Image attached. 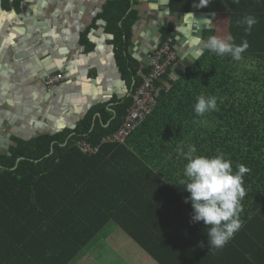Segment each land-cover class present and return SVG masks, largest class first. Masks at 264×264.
<instances>
[{
    "label": "crops",
    "instance_id": "0c3cea01",
    "mask_svg": "<svg viewBox=\"0 0 264 264\" xmlns=\"http://www.w3.org/2000/svg\"><path fill=\"white\" fill-rule=\"evenodd\" d=\"M108 1L0 0V70L9 73L0 81L11 86L9 99L19 100L18 105L8 99L0 102V154H9L17 141L72 131L91 113L94 121L103 123L99 112L102 106L105 115L110 114L113 119L116 107L131 98L134 82L126 79L117 60L114 36L107 31V23L99 19ZM180 2L182 10H172L171 0H134L132 5L139 18L126 55L141 63L139 74L150 67L149 56L165 43L169 42L179 54L177 63L165 73L168 76L161 81L159 93L181 80L186 69L203 55L204 32L214 31L220 38L231 35L233 16H237V21L246 14L257 18L258 23L246 36L254 49L264 52V0H239L238 4L211 0L206 8H197L196 0H178L177 5ZM166 26L172 29V38L163 43ZM53 30L55 38L51 35ZM57 60L63 61L59 67L54 63ZM34 68L36 75L32 74ZM52 74L64 75L66 79L48 86L45 80ZM74 99L79 102L73 103ZM169 123L189 125L187 121ZM143 124L124 145L116 146L127 147L155 177L144 182L142 176L148 172L128 167L132 162L128 153L105 151L111 168L103 175L106 181L102 186L117 192L110 196L113 204L138 210L129 214L127 220L141 224L139 235L148 238L152 254L111 220L70 264H264V188L247 187L240 230L223 249L211 250L203 222H191L192 206L185 203L190 194L179 183L187 162L180 150L187 151L192 137L182 140L179 129L170 127L165 136L152 141ZM201 137L205 138L202 131ZM148 142L153 145L144 150ZM100 149L92 155L100 153ZM200 154L197 150L196 155ZM261 201L257 212L255 204Z\"/></svg>",
    "mask_w": 264,
    "mask_h": 264
},
{
    "label": "trees",
    "instance_id": "16d2710c",
    "mask_svg": "<svg viewBox=\"0 0 264 264\" xmlns=\"http://www.w3.org/2000/svg\"><path fill=\"white\" fill-rule=\"evenodd\" d=\"M133 1L109 0L99 15L114 36L117 60L126 79L134 82L132 94L143 82L139 74L141 63L126 55L139 18V12L132 9ZM177 3L178 0H171L172 10H182L181 2ZM204 34L205 41L215 36L214 31ZM231 36L237 45L249 39L237 26V16L232 18ZM170 38L172 29L166 26L162 42ZM150 70L151 66L143 72L148 74ZM185 72L168 91H160L156 110L144 122L148 137L156 141L166 135L168 128L179 129L182 140L192 137L189 143L196 146L200 155L204 152V156L212 157L222 153L232 161L234 171L238 165H245L250 171L244 174L243 205L248 188H264V52L249 44L243 58L233 61L229 56L220 57L205 50ZM167 76H161L157 87ZM201 95L217 100V109L203 117L194 112ZM132 103V96L121 102L113 119L110 114L105 115L104 106L99 108L103 123L94 121L91 113L72 131L17 141L9 154H0V264H70L111 220L152 254L148 238L139 235L141 224L127 220L129 214L138 210L113 204L110 196L117 192L102 186L106 181L103 175L111 168V160L104 157V152L128 153L132 157L128 167L148 172L149 175L142 176L144 182L155 175L127 147L106 144L100 153L91 156L76 147L81 140L94 145L114 134ZM170 121H187L189 125H171ZM205 122L212 126H204ZM151 145L153 142H148L144 150H150ZM125 178L131 181L128 175ZM261 203L255 204L257 212Z\"/></svg>",
    "mask_w": 264,
    "mask_h": 264
},
{
    "label": "clouds",
    "instance_id": "9594fccd",
    "mask_svg": "<svg viewBox=\"0 0 264 264\" xmlns=\"http://www.w3.org/2000/svg\"><path fill=\"white\" fill-rule=\"evenodd\" d=\"M210 2L211 0H196L195 3L197 8H206ZM232 2L238 4L239 0ZM257 23L258 20L253 14H246L237 21L238 26L242 27L246 34H250ZM204 48L217 56H229L233 61H240L249 48V43L244 39L237 45L231 35L227 38L210 36ZM216 109V97L203 95L197 97L194 105L197 116L203 117ZM196 153L197 148L194 144L189 145L187 151L180 150V155L187 162L179 183L190 194L185 197V203L190 202L192 206L191 222H203L207 229L210 249L218 251L227 245L242 226L241 202L246 196L244 174L250 169L240 164L234 171L232 161L225 159L222 153L212 157Z\"/></svg>",
    "mask_w": 264,
    "mask_h": 264
},
{
    "label": "built area",
    "instance_id": "2783aa9c",
    "mask_svg": "<svg viewBox=\"0 0 264 264\" xmlns=\"http://www.w3.org/2000/svg\"><path fill=\"white\" fill-rule=\"evenodd\" d=\"M179 54L172 48L169 42L162 45L149 56L151 70L148 74H142L143 82L132 94L133 103L128 109L121 128L112 136L105 137L100 144L92 145L87 141H80L78 149L85 155H92L99 151L104 144L124 145L128 138L150 117L158 106L159 89L157 82L178 61ZM64 75H48L46 84L55 86L64 81Z\"/></svg>",
    "mask_w": 264,
    "mask_h": 264
},
{
    "label": "snow or ice",
    "instance_id": "6c2138e0",
    "mask_svg": "<svg viewBox=\"0 0 264 264\" xmlns=\"http://www.w3.org/2000/svg\"><path fill=\"white\" fill-rule=\"evenodd\" d=\"M70 7H71V5H70ZM51 35L53 36V38H55L56 34H55L54 30L52 31ZM60 51L62 53H64V52H67V49H60ZM79 62L81 64L84 63V61L82 59ZM54 63H55V66L59 67V66H61L63 64V61L57 60ZM51 66L52 65H49V67H51ZM4 67H7V65H5ZM36 73H37V69L34 68L32 74L36 75ZM8 75H9L8 72H4V71L0 70V77L6 78V77H8ZM10 87H11L10 85L3 84L2 81H0V102H2L4 99H8L9 103H12L13 101H15V103L18 105L19 104V100L18 99H16V98L9 99V97H8V91H9ZM78 102L79 101H77L75 99L73 100V103H78ZM60 126H63V125L61 124Z\"/></svg>",
    "mask_w": 264,
    "mask_h": 264
},
{
    "label": "rangeland",
    "instance_id": "374dc122",
    "mask_svg": "<svg viewBox=\"0 0 264 264\" xmlns=\"http://www.w3.org/2000/svg\"><path fill=\"white\" fill-rule=\"evenodd\" d=\"M88 252V251H87Z\"/></svg>",
    "mask_w": 264,
    "mask_h": 264
}]
</instances>
